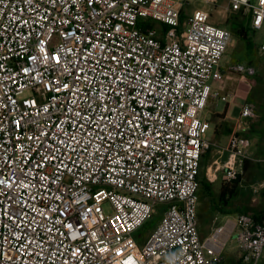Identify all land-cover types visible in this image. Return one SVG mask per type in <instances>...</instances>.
I'll use <instances>...</instances> for the list:
<instances>
[{
	"label": "built area",
	"instance_id": "built-area-1",
	"mask_svg": "<svg viewBox=\"0 0 264 264\" xmlns=\"http://www.w3.org/2000/svg\"><path fill=\"white\" fill-rule=\"evenodd\" d=\"M188 1L0 0V264H221L234 235L258 264L264 215L201 236L204 154H227L207 176L233 182L250 141L208 138L233 34L185 15ZM223 1L264 29V0Z\"/></svg>",
	"mask_w": 264,
	"mask_h": 264
},
{
	"label": "crops",
	"instance_id": "crops-1",
	"mask_svg": "<svg viewBox=\"0 0 264 264\" xmlns=\"http://www.w3.org/2000/svg\"><path fill=\"white\" fill-rule=\"evenodd\" d=\"M250 27L252 28V26ZM233 39H234V35H233ZM233 42L234 40L232 41L231 44H233ZM238 64H242V63H225L223 58L222 61V70L224 73L223 82L222 83L213 82V88L215 91H219L222 96H228V101H224L222 99H214V98L210 99V101H213L212 103H210L209 101L210 105H212L211 113L213 116V122H210L211 129L209 132L214 133L215 140H213L212 142L220 147L225 146L230 136L234 133H238L249 139L250 145L247 149L248 170L247 172L242 174L243 178L237 184V189H236L237 194L232 197V200L234 201V199H236V201L239 202L242 200V197L246 196L247 194H253V201L256 202L255 205L256 207L250 208L249 210L252 211L254 215L258 212L264 211V104H262L263 106L259 108L250 99L251 97L250 76L236 72H231V67L236 66ZM245 65H249L256 68L254 64H245ZM217 101L224 102L226 106L224 108H219V105L216 103ZM248 101L254 103L256 106V118L254 119L241 118L242 108ZM209 103L207 108L210 106ZM229 130L231 131V134H228ZM225 155L226 157L223 160V157ZM227 158H228L227 154L219 156L216 150H211L205 153L201 160V172L202 169H204L205 172L203 176L202 175L200 176V183L201 180L204 178L209 180L207 176V170L212 165L213 160L218 159L220 162L223 163L227 160ZM219 176L221 180L224 181L223 171H220L217 174L216 178H218ZM216 178L212 177L211 179H216ZM235 210L248 211V209L245 208L244 204L241 203L240 204L237 203ZM200 232L202 239L208 238L211 234V231L205 230L201 225V223H200ZM228 260L230 261L231 258H229ZM235 260L236 259L234 258L232 262H229V264H244L243 261L242 263H239ZM221 264H226V262L222 261Z\"/></svg>",
	"mask_w": 264,
	"mask_h": 264
},
{
	"label": "rangeland",
	"instance_id": "rangeland-1",
	"mask_svg": "<svg viewBox=\"0 0 264 264\" xmlns=\"http://www.w3.org/2000/svg\"><path fill=\"white\" fill-rule=\"evenodd\" d=\"M254 2L256 0H253ZM185 15L187 16H198L205 19L207 22H210L215 25L222 26L231 31L230 25H228V21H230L236 14L228 9V3L226 1L221 0L218 4H207L202 0H189L186 6ZM155 25L160 28L161 25L155 23ZM250 43H252L251 48L248 47V41H243L238 39L234 36V42L231 44L224 57L225 63H242V64H254L256 66L257 72L261 73V76L264 77V53L260 52V47L264 40V29L259 31H254L250 28ZM233 33V32H232ZM260 87V86H259ZM259 87L254 86L251 82V97L250 99L259 107L261 108L264 104V86L261 87L262 91L259 92ZM263 93V95H262ZM263 96L262 100L260 98ZM213 101H210L212 103ZM209 103V105H210ZM219 105V108H224L226 104L221 101L216 102ZM212 105H210L204 113V117L213 122V116L211 113ZM208 138L211 140H215L214 133L209 132ZM229 141V140H228ZM228 143V142H227ZM219 148H225L227 146ZM221 156L220 154H218ZM226 155L223 157L225 159ZM204 169H202L201 175H204ZM212 184V191L211 194L214 195L213 202L219 201V194L222 189V185L224 181L221 180L220 176L216 179H209ZM219 203V202H218ZM237 203L244 204L245 208L248 209L247 213L253 214L250 211V208L256 207V202L253 201V194H247L246 196L242 197L241 201H234L231 199L230 206L224 207V211L227 213H222L219 210H215L212 206L211 198L207 195L206 191L201 188L199 192V218L200 223L203 228L207 231H214L216 227L225 225L229 219H234L237 213H233L235 211ZM105 209L108 210V204L104 205ZM162 215L159 213L155 215L147 224L140 230V234L143 235V238L146 239L158 226L160 223ZM205 232V231H204ZM206 233V232H205ZM238 242L236 240V235L232 236L228 242L226 243L225 247L222 250L221 256L224 257L223 261L226 264L232 262L235 258L237 262L242 263L244 262L245 254L239 248ZM231 258L229 261L228 259ZM252 264V263H249ZM258 264H264V252L260 258Z\"/></svg>",
	"mask_w": 264,
	"mask_h": 264
},
{
	"label": "trees",
	"instance_id": "trees-1",
	"mask_svg": "<svg viewBox=\"0 0 264 264\" xmlns=\"http://www.w3.org/2000/svg\"><path fill=\"white\" fill-rule=\"evenodd\" d=\"M235 14L236 15L230 21H228V25H230V28H231V31L233 32V35L238 39H241L243 41H248V47L249 48L253 47L252 43H250L251 42L250 41V31H251L250 26H251V20H252L251 16L247 15L244 10H241ZM182 18H185V15H183ZM250 80L255 87L260 86L259 92L261 93V91H262L261 87L264 86V77L261 76V73L258 72L255 75L250 76ZM263 93H262V95H263ZM262 98H263V96L260 98V101L262 100ZM228 134H231L230 130L228 131ZM247 163H248V160L245 161L243 174L245 172H247V170H248ZM242 178H243V175H240L237 178V180H235L233 182H227L226 180H224V184L222 185V189H221L220 194H219V201H218L219 203L216 201L213 202L214 195L211 194L212 184H211L210 180L205 179V178L202 179L201 184H200V189L203 188L206 191L207 195L211 198L212 203H214L212 206L214 207L215 210H219L222 213L227 214L223 208L230 206L232 197L237 194V190H236L237 184L240 182V180ZM200 189H199V192H200ZM233 213H235V214L236 213L237 214H242V213L247 214V210H245V211H236L235 210ZM251 215L254 217V219L256 221H260V219H262L260 217H263L264 211L258 212L254 215L251 214Z\"/></svg>",
	"mask_w": 264,
	"mask_h": 264
}]
</instances>
